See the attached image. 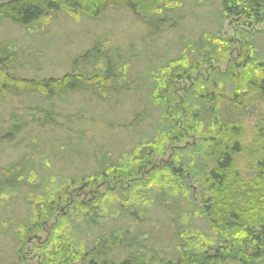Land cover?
I'll list each match as a JSON object with an SVG mask.
<instances>
[{"label": "trees", "instance_id": "16d2710c", "mask_svg": "<svg viewBox=\"0 0 264 264\" xmlns=\"http://www.w3.org/2000/svg\"><path fill=\"white\" fill-rule=\"evenodd\" d=\"M194 5L0 1V25L31 26L59 10L95 20L128 9L154 31L153 41L166 42L165 54L143 44L146 55L136 47L122 51L102 36L74 59L70 72L39 80L9 66L15 41L0 42V100L45 94L51 103L40 110L43 121L0 116V233L13 246L7 264H29L32 235L56 213L57 222L37 247L38 264H264V154L246 170L236 165L246 151L247 112L264 103V28L249 31L264 27V0H217L209 9L216 30L198 35L186 32L201 17ZM226 20L245 30L241 40L223 36ZM107 42L114 46L110 51ZM238 45L228 70L212 67ZM208 67L206 78L181 88L176 103L177 84ZM79 94L89 96L83 109L92 117L71 113L65 121L71 125L60 124L54 100L66 103ZM95 115L103 117L100 124ZM90 121L92 134L85 128ZM253 130L256 141L264 140V117L258 116ZM185 131L193 139L186 140ZM117 133H129L131 142L110 147L106 140ZM167 146L169 158L142 174L140 167ZM127 177L125 184L106 185ZM75 189H86L88 197L68 204ZM17 203L29 211L17 213L11 208Z\"/></svg>", "mask_w": 264, "mask_h": 264}, {"label": "rangeland", "instance_id": "374dc122", "mask_svg": "<svg viewBox=\"0 0 264 264\" xmlns=\"http://www.w3.org/2000/svg\"><path fill=\"white\" fill-rule=\"evenodd\" d=\"M189 1L191 4L193 3V5L197 2L196 0ZM205 1H207V6L205 7L194 5V8L196 9L195 11L198 15L200 13L201 17L195 25L190 22L192 24H190L189 29H187L186 32L191 33V35H198L201 33L202 29L216 30V28H214L213 19H211L209 14L217 0ZM117 12L118 13H112L110 15L108 11L109 17H107V19L100 16V18L98 17V19L94 20L89 19L84 15L80 16L75 15L70 11L59 10L57 12H53V14L48 16L45 20L43 19L41 21H37L31 26L15 25L9 21L3 20L0 25V42L3 44L4 42L9 43L10 40L16 42V54L12 57L13 59H10L11 64H9V66H12L13 69H15L21 76L35 78L37 80L47 77H61L67 72H70L72 70L74 59L89 49L93 45L94 41L102 36H107L116 44H121L122 51L136 47L137 51L141 50L143 54L147 55V48L145 47L146 50L142 48L143 44H147L151 46V49L153 48L152 50L157 54L166 53L165 40H160L161 38L158 37V40L153 41L151 34L153 30L151 28H147L142 25L141 21L136 20L128 9H122ZM205 13H207V15ZM263 28L264 27H256L255 29L251 28L249 31ZM242 31L241 28L236 27L233 22L226 20L223 25L222 34L227 38L232 37L235 39L239 38L241 40L240 32ZM174 38H177V36ZM106 46L108 51H110V48L114 47L112 42H107ZM170 47L172 51L174 45H171ZM240 51L241 46L238 45L229 57L213 63L212 67L223 71L228 70L232 61L235 57H237ZM210 70L211 67L205 68L200 72L197 71L192 79L177 84V88L173 92V98L176 103L179 104L180 102V95L182 93L181 88L189 87L197 79L206 78ZM4 97L6 98L5 100H0V116L6 119L9 118L10 114L15 113L17 115H23L28 121L33 119H40L43 121L44 118L42 117H44V114L40 112V110H43V108L45 109L48 105L51 106V103L44 100L45 94H33L29 97L7 94ZM54 102L57 106V110H59L58 112H62L60 113L62 117L56 111L54 112L56 115L58 114L55 120H57L60 124L66 123V126L69 127L71 124L65 121L71 113H74L75 116H84L83 119H89L90 116L92 117V115H88L86 111L84 112L83 109L84 106L86 107V110L88 108V103H90L88 95L85 96L84 94H79L75 96L74 99L66 103H60L58 100H54ZM252 107L253 108H250L247 112V117L244 123L245 129L243 131L245 134L242 137L243 148H245L246 151L237 156L236 165L241 170H246L255 160H257V158L264 154V140L256 141L253 130L254 123L258 119V116L264 117V103L255 104ZM75 112L77 113L75 114ZM63 116H66V118ZM94 117V119L98 122L97 124H100L103 117H100L99 115H95ZM115 118L118 119L116 116ZM180 119H183L182 115L180 116ZM90 122L85 128L90 134H92L93 131L91 130L94 124L93 122ZM59 123L56 125H60ZM181 123L183 127V121H181ZM128 134L117 133V136L111 137V139L106 141L112 143L110 147H118V145L123 143L126 144L131 142L132 136H128ZM87 139L91 140L89 137ZM190 139H193L192 134L186 132V140ZM171 149L172 147L167 146L166 152L163 155L153 157L147 164H143L140 167L142 170L141 173L145 174V171L150 172L151 168L157 163L168 159ZM15 155H17V153H15ZM4 159H7V157H4ZM128 179L131 178L127 177L125 180L111 178V180L106 182V185L111 186L116 184H125ZM88 192L89 191H86V189L83 191H80L79 189L73 190L67 203L69 204L72 201H78L88 197ZM60 207H64V205L62 204ZM66 207L64 208L66 209ZM11 208L17 211V213L21 211H29L28 206L25 204L24 206L21 205L19 207V203H17ZM64 208L61 210L64 211ZM12 209L9 210L10 213L13 211ZM59 216V213L53 215L52 220H50L45 227L32 235L31 241L28 243L26 248L29 264H38L40 262L41 252L37 249V247L43 240H45L49 226L56 223ZM1 218L3 219L4 215H2ZM0 246L2 248L0 251V264H7L9 261L8 254H11L13 246L12 243L6 239V236L1 235V233Z\"/></svg>", "mask_w": 264, "mask_h": 264}]
</instances>
